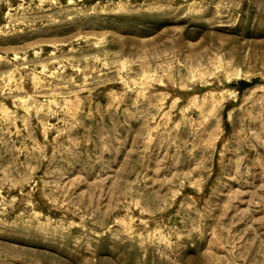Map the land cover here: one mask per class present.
Returning a JSON list of instances; mask_svg holds the SVG:
<instances>
[{
  "label": "rangeland",
  "instance_id": "rangeland-1",
  "mask_svg": "<svg viewBox=\"0 0 264 264\" xmlns=\"http://www.w3.org/2000/svg\"><path fill=\"white\" fill-rule=\"evenodd\" d=\"M0 264H264V0H0Z\"/></svg>",
  "mask_w": 264,
  "mask_h": 264
},
{
  "label": "trees",
  "instance_id": "trees-1",
  "mask_svg": "<svg viewBox=\"0 0 264 264\" xmlns=\"http://www.w3.org/2000/svg\"><path fill=\"white\" fill-rule=\"evenodd\" d=\"M252 85V83H249V82H246V81H242V82H239L236 87L239 89V90H243L247 87H250Z\"/></svg>",
  "mask_w": 264,
  "mask_h": 264
}]
</instances>
